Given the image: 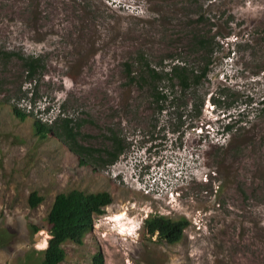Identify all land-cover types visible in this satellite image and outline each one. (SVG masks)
I'll list each match as a JSON object with an SVG mask.
<instances>
[{"label": "rangeland", "instance_id": "obj_1", "mask_svg": "<svg viewBox=\"0 0 264 264\" xmlns=\"http://www.w3.org/2000/svg\"><path fill=\"white\" fill-rule=\"evenodd\" d=\"M142 64L184 66L188 89L163 79L158 111ZM262 100L264 0H0V264L41 261L53 200L73 190L112 202L60 264H264ZM61 119L92 150L84 165ZM112 134L124 151L107 166ZM155 216L185 220L181 240L149 237Z\"/></svg>", "mask_w": 264, "mask_h": 264}, {"label": "trees", "instance_id": "obj_2", "mask_svg": "<svg viewBox=\"0 0 264 264\" xmlns=\"http://www.w3.org/2000/svg\"><path fill=\"white\" fill-rule=\"evenodd\" d=\"M212 40V38H211ZM211 41H205L202 39L197 40V44L206 48L210 45ZM27 77L30 79L37 66V61L32 58L25 59ZM144 72L140 81L148 84L150 83V91L154 102L158 106V111H163V103L166 101L167 96L161 90H159L160 82L165 79L172 85L173 82H177L181 91H185L189 87L190 70L184 66L173 64L169 67L168 72H157L153 68H150L146 64H142ZM128 68L127 65H125ZM128 71V70H127ZM205 72L202 74V76ZM146 76V77H144ZM214 105L216 101L212 100ZM261 105L264 106V100ZM13 114L20 120L26 118V114L21 110L13 108ZM230 115V114H229ZM237 116H229L226 120V124H222L223 132H231L239 123H243L242 119L237 120ZM60 120V118H59ZM59 120L53 123L56 125ZM62 125L65 130V134H56L58 138L63 137V141L68 146L69 150L78 155L80 158V165L86 163V158L91 157L92 150L84 148L77 144L76 133L72 132L70 128L69 119H61ZM35 134L40 138H45L49 133H52V126H47L46 123L39 121L34 122ZM58 133V132H57ZM108 140L111 143V149H105L103 155L106 159L100 160L102 164L107 166L112 165L123 154L124 148L116 135L112 134ZM84 155V156H83ZM90 160V159H89ZM42 202V198L32 192L28 198V204L30 208H35ZM112 202L109 193L98 192L94 194H84L82 192L73 190L68 193H62L55 196L50 210L46 216V223L48 227L49 239L47 241L46 248L43 251V257L38 264H60L65 259V251L63 245L71 242L74 244H81L84 236L92 230L93 219L96 216L104 213V208L110 205ZM187 226L185 220L173 221L162 216H155L146 219L143 223V229L145 233L152 237H156L168 244H175L181 240L183 230ZM94 264H102V257L100 254H96L92 258Z\"/></svg>", "mask_w": 264, "mask_h": 264}, {"label": "clouds", "instance_id": "obj_3", "mask_svg": "<svg viewBox=\"0 0 264 264\" xmlns=\"http://www.w3.org/2000/svg\"><path fill=\"white\" fill-rule=\"evenodd\" d=\"M49 124H51V122H50ZM149 182H150V179L145 180V179H144V176H142V177L140 178V180H139L138 177H137V180L135 181V183H136V185H137L136 187L138 188V191H142V190L145 188L146 185L148 186V183H149ZM151 182H155V178L152 179Z\"/></svg>", "mask_w": 264, "mask_h": 264}, {"label": "built area", "instance_id": "obj_4", "mask_svg": "<svg viewBox=\"0 0 264 264\" xmlns=\"http://www.w3.org/2000/svg\"><path fill=\"white\" fill-rule=\"evenodd\" d=\"M29 107H30V106H28V109H29ZM28 109L26 108V113L28 112V114H29V110H28ZM50 122H51V121H50ZM50 122H49V123H50ZM142 191H145V193H147L146 188H144Z\"/></svg>", "mask_w": 264, "mask_h": 264}, {"label": "bare ground", "instance_id": "obj_5", "mask_svg": "<svg viewBox=\"0 0 264 264\" xmlns=\"http://www.w3.org/2000/svg\"><path fill=\"white\" fill-rule=\"evenodd\" d=\"M44 244H46V243H44Z\"/></svg>", "mask_w": 264, "mask_h": 264}]
</instances>
